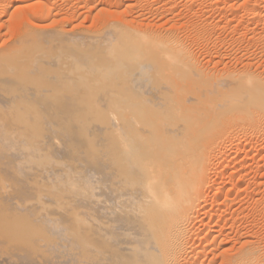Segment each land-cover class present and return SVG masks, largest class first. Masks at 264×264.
Listing matches in <instances>:
<instances>
[{"label":"bare ground","instance_id":"1","mask_svg":"<svg viewBox=\"0 0 264 264\" xmlns=\"http://www.w3.org/2000/svg\"><path fill=\"white\" fill-rule=\"evenodd\" d=\"M75 2L71 11L62 13L66 20L58 22V26L62 21L76 26L81 10L85 13L90 6L88 0ZM41 5L42 13L46 10L49 15V0H41ZM9 8L12 7L3 8L7 19ZM19 8L21 12L20 5ZM258 9L263 10L264 5ZM116 14L119 19L114 15L115 20L108 21L113 17L110 14L105 23L98 17L104 24L99 30L100 23L97 29L95 26L94 32H83L84 27L80 31L77 27L82 25L71 31L58 26L55 29V19V25L48 24L54 29L33 26L22 30V36H17L19 39L7 51L0 47V100L4 102L0 101V106H5L6 100V105L17 108L25 102L33 104L34 98L26 93L27 89H42L53 78L76 83V103L70 104L75 107L74 116L58 129L45 123L30 127L16 119L0 120V264H264V248L255 240L241 239L238 249L230 248L225 228L217 225V232L202 221L197 227L201 215L207 223L214 216L222 219L229 212L227 204L234 201L230 194L235 184L234 188L227 186L224 200L220 194L226 187L219 186L212 196L217 209L207 210L211 170L221 165L219 135L225 127L241 130L243 123L256 130L261 127L257 133L264 129L263 78L258 83L255 77L241 76L240 69V74L228 82L225 78L218 79L223 82H209L187 44L190 37L210 41L208 28L189 27L192 32L185 36L176 29L157 30L155 25L149 29V20L142 19L145 15L128 16L125 9ZM61 55L66 60L61 58L63 64L58 61ZM47 57H51V62ZM29 70L36 72L27 76ZM51 88L54 90L53 85ZM54 93L53 96L57 92ZM59 102L57 106L61 105ZM67 104L62 105L64 110L69 107ZM240 123L243 127L238 128ZM247 149L232 148L226 157L232 153L244 157L249 153ZM220 174L223 177L224 169ZM218 198L223 201L218 202ZM222 207L227 208L221 211Z\"/></svg>","mask_w":264,"mask_h":264},{"label":"rangeland","instance_id":"2","mask_svg":"<svg viewBox=\"0 0 264 264\" xmlns=\"http://www.w3.org/2000/svg\"><path fill=\"white\" fill-rule=\"evenodd\" d=\"M0 4L1 5H4V6H1L0 5V10L2 12H0V47L5 48V51H7L11 46H12V43H13V46L14 44L16 43V39L18 37H20L19 35L22 36L23 34V31L25 30H29L30 27L32 28L33 26H37V27H41V26H48L45 27L47 29H49L50 27H52V25H48V24H56L57 22V25H56V28L55 29H58L57 26L60 25L58 22H61L62 19V13L63 12H67V9L71 11V7H74V4L76 5V2L75 0H49V3H50V8H51V11H50V14L52 15H47L46 10L44 13H42L44 11V9H42V5H41V0H25L24 2H20L18 3L16 0H0ZM51 1H55V2H51ZM90 2V6L92 8L89 9V7L86 9V12L88 13H83L84 12V9L81 10V13L79 14V21H76L75 23L77 24L75 26L74 23H66L64 21H62L61 23V27L64 28L66 31H71L74 26L77 27L78 25H82V27L78 26L77 28L81 29L80 31L83 30V32H89L92 31V29H97L98 26V30L102 27L101 25L104 24L105 20H108V15L112 14L113 17H111L108 21H111V20H115L113 19L114 18V15H115V18H117L118 14L116 13H120L124 11V9L126 10L127 12V15L128 16H131L133 15L132 17H138V15H141L144 16V18H142L144 21H148L147 24L149 26V29L151 28V25L152 27H157V30H165L166 28H170V30H175L176 32H180L182 31V33L180 32V34H186L185 36H188L189 35V32L191 34V30L192 28H195V26H198L197 28H199L200 30H204L202 28H205V30L208 32H211L209 34V37H210V41L208 39L207 40H203L200 39V42L199 39L196 41L190 37L187 44L190 45V51L192 52L195 60L197 61V65L199 68L202 69L203 73H205V75L208 77V80H210L209 82L212 81V83L215 81L216 83L217 82H223V80L221 79H224V80H229L230 77L236 75L237 77V74L239 72H242L244 71V73L242 74L241 72V76H244L245 74L249 77H251V79H255L257 82L259 81L260 83H262V80L264 82V9L263 10H259L258 7L260 8L261 6L264 5V0H88ZM137 1V2H135ZM150 1V2H149ZM160 1V2H159ZM250 1V2H249ZM260 1V2H259ZM3 2V4H2ZM9 2V3H7ZM63 2V4H62ZM69 2V3H68ZM72 2V3H71ZM92 2V3H91ZM141 2V3H140ZM157 2V3H156ZM195 4H194V3ZM240 2V3H239ZM242 2V3H241ZM248 4H247V3ZM252 2V3H251ZM254 2V3H253ZM7 3V4H6ZM16 3V4H15ZM95 3H96V6H95ZM139 3V4H138ZM145 3V4H144ZM187 3V4H186ZM263 3V5H262ZM28 4V5H27ZM31 4V5H29ZM66 4V5H65ZM107 4V5H106ZM137 6H135V5ZM149 4V6H148ZM153 4V5H152ZM157 4V5H156ZM243 4V5H242ZM10 5V7L12 8H9V16H8V19H7V15H3L6 13V11L3 10L7 8V6ZM11 5H15V6H11ZM18 5V6H17ZM19 5L20 7H22L21 9V12H20V8H19ZM23 5V6H22ZM117 5V6H116ZM170 5V6H169ZM177 5V6H176ZM17 6V7H16ZM110 6V7H109ZM115 6V7H114ZM129 6V7H127ZM135 6V7H134ZM140 6V7H139ZM142 6V7H141ZM157 6V7H156ZM169 6V7H168ZM218 8H217V7ZM227 6V7H226ZM3 7V8H2ZM25 7L29 8V9H25ZM32 7L34 9H32ZM38 8L37 11L36 8ZM97 7V8H95ZM102 7V8H101ZM133 7V8H132ZM137 7V8H136ZM156 7V8H154ZM166 7V8H165ZM177 7V8H176ZM190 7V8H189ZM212 7V8H211ZM229 7V9H228ZM19 12H17V10ZM19 8V9H18ZM24 8V9H23ZM83 8V7H82ZM94 8V9H93ZM102 10H105V11H102L103 13H101V9ZM116 8V9H115ZM120 8V9H119ZM140 8V9H139ZM147 8V9H145ZM150 8V9H149ZM181 8V9H180ZM233 8V9H232ZM254 8V9H253ZM11 9V11H10ZM42 11H40V10ZM73 9V8H72ZM81 9V8H80ZM79 9V10H80ZM100 9V10H99ZM111 9V11H110ZM130 9V10H129ZM138 9V10H137ZM156 9V10H155ZM228 9V10H227ZM15 10V11H14ZM35 13H34V11ZM90 10V11H89ZM128 10V11H127ZM140 10V11H139ZM150 10V12H149ZM177 10V11H176ZM5 13H4V12ZM26 13H25V12ZM33 11V12H32ZM94 11V13L92 12ZM97 11V14H95ZM108 11V12H106ZM119 11V12H118ZM134 11V12H133ZM143 13H142V12ZM179 11V12H178ZM14 12H16L14 14ZM28 12V13H27ZM33 14H31V13ZM38 12V13H37ZM92 12V13H91ZM106 12V13H105ZM129 12V13H128ZM131 12V13H130ZM158 12V13H157ZM195 12V13H194ZM257 12V13H256ZM261 14H260V13ZM2 13V14H1ZM14 14V17L12 18L11 16H13ZM37 13V14H36ZM58 14V16L56 14ZM99 13V14H98ZM115 13V14H113ZM152 13V14H151ZM188 13V14H187ZM190 13V14H189ZM194 13V14H193ZM200 13V14H199ZM19 14V15H18ZM34 14L35 17H34ZM40 14V15H39ZM44 14V15H43ZM102 14L103 17H101L100 15ZM149 14V15H148ZM165 14V15H164ZM242 14V15H241ZM247 14V15H246ZM263 14V15H262ZM16 15V17H15ZM21 17V20H19V18ZM26 15H27V19L26 18ZM32 15V16H31ZM43 15V16H42ZM99 15V16H98ZM105 15V16H104ZM107 15V16H106ZM122 14H119V16H121ZM156 15V16H155ZM167 15V16H166ZM172 15V16H171ZM177 15V16H176ZM198 15V16H197ZM240 15V16H239ZM261 15V16H260ZM50 16V17H49ZM57 16V17H56ZM187 16V17H186ZM11 17V18H10ZM32 17V18H30ZM39 19H38V18ZM44 17V18H42ZM46 17V18H45ZM61 17V18H60ZM86 17V18H85ZM100 17V18H98ZM171 17V18H169ZM198 17V18H197ZM241 17V19H240ZM263 17V18H262ZM15 18V20H13ZM35 18V19H34ZM54 21H52L53 19ZM58 18V19H57ZM101 19V21L104 23H102L100 20L98 19ZM149 18V19H148ZM167 18V19H166ZM169 18V20H168ZM188 18V19H187ZM26 19V20H25ZM51 19V20H50ZM55 19H56V22H55ZM89 19V21H88ZM104 19V20H103ZM119 19V17H118ZM116 19V20H118ZM174 19V20H173ZM184 19V20H183ZM193 19V20H192ZM195 19V20H194ZM239 19V20H238ZM16 20L19 22H16ZM25 20V21H24ZM31 20V21H30ZM43 20V21H42ZM51 22H50V21ZM58 20V21H57ZM66 20V19H64ZM85 20V21H84ZM91 20V22H90ZM95 20V21H94ZM153 20V21H152ZM157 22H156V21ZM159 20V22H158ZM200 20V21H199ZM229 20V21H228ZM260 20V21H259ZM183 21V22H182ZM241 21V22H239ZM244 21V22H243ZM21 22V23H20ZM47 22H50V23H47ZM78 22V23H77ZM151 22V23H150ZM164 22V23H163ZM213 22V23H212ZM14 23H16L13 27L12 25ZM23 23V24H22ZM26 23H28L29 25H27ZM47 23V24H46ZM65 23V24H64ZM81 23V24H79ZM84 23V24H82ZM89 23V25H88ZM92 23V24H91ZM100 23V24H99ZM153 23V24H152ZM155 23V24H154ZM157 23V24H156ZM192 23V24H191ZM206 26H205V24ZM208 23V24H207ZM263 23V24H262ZM26 24V26H25ZM36 24V25H35ZM43 24H46V25H43ZM67 24V25H66ZM99 24V25H98ZM172 25V28H171V25ZM180 24V25H179ZM187 24V25H186ZM190 24V25H189ZM197 24V25H196ZM200 24V25H199ZM203 24V25H202ZM243 24V25H242ZM258 24V25H257ZM18 25V26H17ZM53 25V26H54ZM69 25V26H68ZM72 25V26H71ZM158 25L161 27H158ZM167 25V27H166ZM170 27H169V26ZM177 25V26H176ZM194 27H192V26ZM210 26V27H207ZM214 25V26H213ZM256 25V26H255ZM263 27H262V26ZM7 26V27H6ZM28 26V29L26 28ZM92 26V27H91ZM180 26V27H179ZM202 26V27H201ZM13 27V28H12ZM55 27V26H54ZM54 27H52L54 29ZM60 27V26H58ZM59 28V29H62V28ZM73 27V28H72ZM84 27V28H83ZM191 30H190V28ZM201 27V28H200ZM229 27V28H228ZM245 27V28H244ZM259 27V28H258ZM9 28V29H8ZM18 28V29H17ZM21 28V29H20ZM25 28V29H24ZM35 28V27H33ZM44 28V27H42ZM88 28H91V29H88ZM159 28V29H158ZM165 28V29H163ZM183 28V29H182ZM186 28H189L188 30ZM196 28V30H198ZM222 28V30H221ZM226 28V29H225ZM233 28H234V31H233ZM255 28V29H254ZM13 29V30H12ZM17 29V30H16ZM51 29V28H50ZM212 29V30H211ZM237 29V30H236ZM9 30V32H8ZM16 30V31H15ZM20 30V32L18 31ZM23 30V31H22ZM96 30V31H98ZM194 30V29H193ZM209 30V31H208ZM214 30V31H213ZM256 30V31H255ZM260 30V31H259ZM14 31V32H12ZM95 31V32H96ZM228 31V32H227ZM258 31V32H257ZM263 31V32H262ZM8 32V34H7ZM18 32V33H17ZM94 32V30L92 31ZM184 32V33H183ZM188 34H187V33ZM240 32V33H239ZM262 32V33H261ZM224 33V34H223ZM228 33V34H227ZM237 33V35H236ZM258 33V34H257ZM261 33V34H260ZM240 34V35H239ZM230 35V36H229ZM234 35V36H233ZM12 36V37H11ZM18 36V37H17ZM225 36V37H224ZM5 39H4V38ZM230 37V38H229ZM235 37V38H234ZM7 38V39H6ZM14 38V39H13ZM191 38L193 40H191ZM214 38V39H213ZM260 38V39H259ZM19 39V38H18ZM17 39V40H18ZM227 39V40H226ZM253 41H252V40ZM263 39V40H262ZM191 40V42H190ZM243 40V42H242ZM257 40V41H256ZM2 41V42H1ZM6 41V42H5ZM14 41V42H13ZM194 41V42H193ZM207 41V43L205 42ZM233 41V42H232ZM235 41V42H234ZM239 41V42H238ZM200 42V43H199ZM209 42V43H208ZM246 42V43H245ZM195 43V44H194ZM237 43V44H235ZM251 43V44H250ZM9 44V46L7 45ZM193 44V45H192ZM204 44V45H203ZM206 44V45H205ZM245 44V45H244ZM18 45V44H17ZM203 45V46H202ZM250 46V47H249ZM8 47V49H7ZM194 47V48H193ZM263 47V48H262ZM0 48V49H1ZM3 48V50H4ZM13 48V47H12ZM212 48V49H210ZM261 48V49H260ZM7 49V50H6ZM202 49V50H201ZM205 49V50H204ZM217 49V50H216ZM219 49V50H218ZM194 50V51H193ZM198 51V52H197ZM194 52V53H193ZM221 52V53H220ZM233 52V53H232ZM237 52V53H236ZM198 53V54H197ZM203 53V54H202ZM216 53V54H215ZM195 54V55H194ZM203 56H202V55ZM212 54V55H211ZM224 54V55H223ZM222 55V56H221ZM232 55V56H231ZM240 55V56H239ZM243 55V57H242ZM63 55H61V57L59 58L60 60L58 61H61V63L63 64L61 58L63 59L62 57ZM202 56V57H201ZM205 56V57H204ZM214 56V57H213ZM228 56V57H227ZM39 57V56H37ZM200 57V58H199ZM232 57V58H231ZM238 57V58H237ZM246 57V58H245ZM251 59H250V58ZM255 57V58H254ZM41 57H39L40 59ZM44 58V57H43ZM51 59V57H47V60L49 61V59ZM203 58V59H202ZM224 58V59H223ZM235 58V59H234ZM46 59V57L44 58ZM43 59V60H44ZM64 59H65V56H64ZM63 59V61H64ZM210 59V60H209ZM230 59V60H229ZM42 60V58L40 59ZM201 60V61H200ZM216 60V61H215ZM249 60V61H248ZM207 61V62H206ZM215 61V62H214ZM221 61V62H220ZM253 61V62H252ZM258 61V62H257ZM260 61V63H259ZM51 62V61H49ZM66 62V60L64 61ZM224 62H226L224 64ZM228 62V63H227ZM247 62V63H246ZM252 62V63H251ZM206 63V65H205ZM210 63V64H209ZM215 63V64H214ZM218 63V64H216ZM230 63V65H229ZM255 63V65H254ZM61 64V65H62ZM220 64V65H219ZM224 64V65H223ZM236 64V65H235ZM238 64V65H237ZM241 64V65H240ZM32 65V64H31ZM49 65V64H47ZM209 65V66H208ZM217 65V66H216ZM227 65V66H226ZM245 65V67H244ZM254 65V66H253ZM51 66V65H50ZM201 66V67H200ZM224 66V67H223ZM28 67H31L30 65H28ZM63 67V66H62ZM229 67V68H228ZM233 67V68H232ZM238 67V68H237ZM259 67V68H258ZM66 68V66H65ZM223 68V69H222ZM249 70H248V69ZM38 69V68H37ZM63 69V68H62ZM205 71H204V70ZM209 69V70H208ZM228 69V70H227ZM241 69V70H240ZM244 69V70H243ZM59 70V69H57ZM239 70V71H238ZM246 70V71H245ZM253 70V71H252ZM257 70L259 71V73L257 72ZM32 71V70H31ZM30 70L27 71L28 73L27 76H33V74L36 72L32 71L31 72ZM60 71V70H59ZM229 71V72H228ZM256 71V72H255ZM34 72V73H33ZM209 72L211 74H209ZM245 72H249L248 74L245 73ZM227 73V74H226ZM253 73V74H252ZM214 74V75H213ZM219 75V77H218ZM254 75V76H253ZM256 75V76H255ZM228 76V79H226ZM253 76V77H252ZM257 77V78H256ZM219 78L220 81L218 80ZM263 78V79H262ZM52 80V78H50ZM49 79V80H50ZM258 79V80H257ZM262 79V80H261ZM24 80H29V79H24ZM55 80V81H54ZM261 80V81H260ZM57 81L59 84H57ZM60 81V82H59ZM64 81V80H63ZM62 81V79H57L56 78L49 82V84L47 83L45 85L44 88H36V89H33V88H28L26 92L27 94H30L33 96L34 100H32L33 104H31V101L29 102H25L26 105H22L20 108H17L16 106H13L12 104L10 103H7L8 105H6V102L7 100L5 101V106L4 105H1L0 106V115L2 117H0V120L2 119L3 121H7V120H12L13 119H16L18 121H21V122H24L23 124L27 125V124H30V127L33 126L34 124H43L47 127H51V128H55V129H58L57 127L61 126L62 122L65 121V120H71L74 116V113H75V107L72 108V105L75 102L74 100V96H75V92L73 93V91H76L75 88H76V83H74L73 81H64L65 83H67L68 85L64 86V82ZM230 81V80H229ZM254 81V82H256ZM54 82V84H53ZM225 82V81H224ZM228 82V81H227ZM258 82V83H259ZM63 85H62V84ZM71 83V85H70ZM210 83V84H212ZM51 84V85H50ZM57 84V85H56ZM52 85H53V89H54V86L55 89L54 90H51L52 88ZM69 85H70V88H69ZM74 85V86H73ZM261 85H264L263 83ZM72 86V87H71ZM59 87V88H58ZM61 87V88H60ZM64 87H68L67 89L64 88ZM74 87V88H73ZM263 87V86H261ZM51 88V89H50ZM64 88V89H63ZM264 88V87H263ZM41 89V90H40ZM57 89H63V92L61 90H57ZM56 90V91H55ZM55 91V93L53 92ZM61 93H59V92ZM53 93L55 94L53 96ZM58 94H60L58 96ZM68 96V97H67ZM49 97V99H48ZM61 97V98H60ZM56 98V99H55ZM59 98V99H58ZM70 98V99H69ZM55 99V100H54ZM61 99V100H60ZM69 99V100H68ZM49 102H48V101ZM58 100V101H57ZM74 100V101H73ZM1 102H3L2 100H0ZM45 101H47L45 103ZM59 101H63L65 102L66 104L68 103L69 104V109L70 111L68 110V108H66L64 110V107H62L63 105V102H59ZM68 101V102H67ZM71 101L73 102V104L71 103ZM0 102V103H1ZM55 102V103H54ZM57 102L61 103V105L58 104V107L57 106ZM70 102V103H69ZM29 103V104H28ZM4 104V102L2 103ZM35 104V105H34ZM54 104V105H53ZM66 104H64L63 106H65ZM67 104V105H68ZM72 104V105H70ZM31 108H28L30 107ZM34 106V107H33ZM71 106V108H70ZM75 106V105H73ZM24 107V108H23ZM27 107V108H25ZM18 110V111H17ZM68 111V113H64ZM67 114V115H66ZM243 122V121H242ZM21 124V125H23ZM23 125V126H25ZM239 125V124H238ZM248 124H245L243 123V126L246 127L244 128L241 123H240V127L238 126V128H241L240 129H237V127H235L236 129L233 131L231 129H233L234 127L232 128H229L228 125L227 127L228 128H222L224 129V131H221L222 135L220 134L219 136L221 137V143H222V154L221 156L219 157V162H221V165L220 166H217L215 165L213 169H215V171L212 169L211 170V175H210V179H211V188L208 190L207 192V196L209 198V202L207 204V210L211 211L212 209H214V211L217 209V206H215L216 203H214V200L212 199V196L213 194L216 192V188H218L219 186H224L226 188H222L221 192L222 194H220V199H225L223 197H225V194L227 193V190L229 187H231L232 185L235 184V188L232 186L231 188H234L233 191L236 192L234 193L233 191H231V194H230V197L231 199L230 200H234L233 202H230L227 204V207L230 208L229 209V212L226 211V214H228V216L224 213V215L222 216V219H219L217 218L216 216H214L212 219L209 220L208 218V222L207 223V219L205 217V220H204V216H202V218H199V222H198V225L197 227H201V221L202 223H204V225L207 227H211L213 228L215 231L217 232H220V227L217 228L219 226H221V228H225L226 233H228L229 235V243H231V247L228 245L227 247H230V248H236L238 249L239 246H240V243L244 240H246L247 238L249 240H251L252 242L255 240V242H258V244H261V247L264 248V132H261L263 130H261L259 133H257L260 129H262L260 127L257 128V130L255 128H253V126L251 127V125L249 124V127H247ZM70 126V125H68ZM20 128H22V126H20ZM221 128V129H222ZM251 128V129H250ZM252 128L254 129L252 131ZM222 129V130H223ZM225 129H226V132H225ZM228 130V131H227ZM238 130V131H236ZM250 130V131H249ZM231 131V132H230ZM236 131V132H235ZM257 131V132H256ZM233 132V133H232ZM256 132V133H255ZM235 133V134H234ZM251 133V134H250ZM262 134V135H261ZM226 135V136H225ZM231 135V136H230ZM257 136V137H256ZM226 137V138H225ZM225 138V139H224ZM236 138V139H235ZM224 139V141H223ZM235 139V140H233ZM226 140V141H225ZM240 144H239V143ZM234 143V144H233ZM243 146H245V148L248 150V154L244 155L243 156H237L236 153H232L231 156H228L226 157L227 154H230V150L232 151V148L234 149H241ZM231 147V149H230ZM250 147V148H249ZM236 154V155H235ZM253 154V155H252ZM248 156V158H247ZM233 158V159H232ZM247 158V159H245ZM241 159H244L246 160L245 161V165L243 164L244 160H241ZM259 159V160H257ZM239 160V161H238ZM237 163V165L234 164ZM237 161V162H236ZM241 161V162H240ZM230 162L231 163V166H230ZM239 163V164H238ZM261 163V164H260ZM229 164V166H228ZM233 164V165H232ZM246 164H247V167H246ZM224 165V166H223ZM261 165V166H260ZM217 166V167H216ZM223 168H220L222 167ZM227 166V168L229 169H226L225 167ZM235 166V167H234ZM241 166V167H240ZM256 166V168H255ZM240 167V168H238ZM244 167V169H243ZM234 168V170L238 169L237 171L235 170H232ZM248 171H247V169ZM263 168V169H262ZM218 169V170H217ZM224 169V175L223 177L221 176L220 174V171ZM225 169L227 170L225 172ZM219 171V173L217 171ZM232 170V171H231ZM243 170V171H241ZM261 170V171H260ZM245 172V174H243ZM251 172V173H250ZM215 173V174H213ZM227 173V174H226ZM233 173V174H232ZM236 173V174H235ZM237 173L239 174L237 176ZM242 173V174H241ZM217 174V175H216ZM240 174L242 175V177L240 176ZM248 174V175H247ZM226 175V176H225ZM231 175V176H230ZM216 176L218 178H216ZM227 176H229L227 178ZM260 176V177H259ZM233 177V180L232 178ZM237 177V178H236ZM239 177V178H238ZM246 177V178H245ZM249 177V178H248ZM215 178V180H214ZM227 178V179H226ZM231 178V179H230ZM243 178V179H241ZM253 178V179H252ZM230 179V180H229ZM240 179V180H238ZM221 180V181H219ZM227 183L228 181L230 183ZM236 180H238V182H240L241 184H238L236 182ZM219 181V182H218ZM248 181V182H247ZM262 181V182H261ZM213 182V183H212ZM224 184H223V183ZM233 182V183H231ZM215 183V184H214ZM222 183V185H221ZM237 183V185H236ZM226 184V186H225ZM257 184V185H256ZM246 185V186H245ZM229 186V187H227ZM241 186V187H240ZM245 186V187H244ZM237 187V188H236ZM251 187V188H250ZM262 187V188H260ZM240 191H239V189ZM245 188V189H244ZM255 188V189H254ZM254 189V190H253ZM237 191L238 192V195H237ZM243 192V193H242ZM257 192V193H256ZM225 193V194H224ZM241 193V194H240ZM245 193V194H244ZM234 194V195H233ZM248 195V196H246ZM251 195V196H250ZM253 195V196H252ZM234 196V197H233ZM250 196V197H249ZM256 196V197H255ZM236 197V198H235ZM211 198V199H210ZM234 198V199H233ZM240 198V199H239ZM249 198V199H248ZM252 198V199H251ZM219 199V198H218ZM218 200V202H222L223 200ZM244 199V200H243ZM250 199H251V202H250ZM254 199H256L254 201ZM263 199V200H262ZM242 200V201H241ZM247 200V201H246ZM213 201V202H212ZM240 201V202H239ZM257 201V203H256ZM263 202V203H262ZM212 203V204H211ZM243 203V205H242ZM230 204V205H229ZM234 205V206H232ZM241 205V206H240ZM210 209H209V207ZM214 206V207H213ZM238 206H240L238 208ZM227 207H222L221 211H225V209ZM237 207V208H236ZM252 208V209H251ZM239 209V211H237ZM252 211H251V210ZM254 209V210H253ZM257 212H256V211ZM261 210V211H260ZM237 211V213H235ZM242 211V212H241ZM246 211V212H245ZM249 211V212H248ZM220 212V211H219ZM218 212V213H219ZM240 212V213H239ZM259 212V213H258ZM255 213V214H253ZM235 216H234V215ZM247 214V215H246ZM230 215V216H229ZM251 215V216H250ZM200 216V217H201ZM206 216V215H205ZM226 216V218H225ZM239 216V217H238ZM249 216V217H248ZM217 218V219H216ZM228 218V219H227ZM233 218L234 221L231 219ZM249 218V219H248ZM262 218V219H261ZM202 219V220H201ZM225 219V220H224ZM227 219V221H226ZM236 219V220H235ZM221 220V221H220ZM261 220V221H260ZM206 223H205V222ZM211 221V222H210ZM251 221V222H250ZM229 222H234V224L232 223H228ZM250 222V223H249ZM263 222V223H262ZM219 223V224H218ZM222 223V224H221ZM226 223L227 225H232V228L227 227L226 226ZM249 223V224H248ZM208 224V225H207ZM225 224V225H224ZM243 224V225H242ZM211 225V226H210ZM224 225V226H223ZM241 225V226H240ZM249 227H248V226ZM259 225V226H257ZM262 225V226H261ZM227 228H226V227ZM234 226V227H233ZM254 228H253V227ZM240 227V228H239ZM245 227V228H244ZM247 227V229H246ZM261 227V228H260ZM217 228V230H216ZM234 228V229H233ZM230 229V231H229ZM245 229V231H244ZM234 230H235V233H234ZM246 230H248L247 232L250 233L248 234L246 232ZM244 231V233H243ZM230 232V233H229ZM247 234H246V233ZM257 232V233H256ZM234 233V234H233ZM240 234H241V237H240ZM246 234V235H245ZM235 235V236H234ZM244 235V236H243ZM250 237H249V236ZM246 236V237H245ZM232 237V238H231ZM239 237L238 241L237 238ZM255 238V239H254ZM220 239V238H219ZM242 239V241H241ZM244 239V240H243ZM259 240V241H258ZM233 242V244H232ZM235 242V243H234ZM236 242H238L236 244ZM260 242V243H259ZM262 242V243H261ZM233 246V247H232Z\"/></svg>","mask_w":264,"mask_h":264}]
</instances>
